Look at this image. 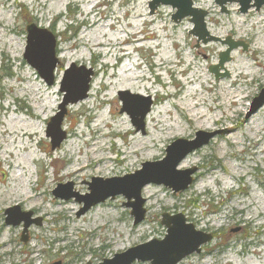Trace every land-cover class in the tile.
Listing matches in <instances>:
<instances>
[{
	"label": "rangeland",
	"instance_id": "obj_1",
	"mask_svg": "<svg viewBox=\"0 0 264 264\" xmlns=\"http://www.w3.org/2000/svg\"><path fill=\"white\" fill-rule=\"evenodd\" d=\"M89 1L10 0L4 5L5 0H0V18L3 19L2 27L5 26L2 30L12 32L0 38L4 42L12 40L7 53L0 48V193L3 197L0 206V239L4 238L5 245L0 249V264H100L102 259H111L114 253L134 245L154 238L163 239L166 232V227L160 223L163 213H181L195 229L213 235V239L203 244L198 254L187 255L177 264H225L231 259H236L238 264H264V232L257 231L253 225L248 226L243 221L252 215L251 210L254 208L245 209L251 202V190H256L263 197L264 189V103L255 112L249 113L253 100L264 89V79H260L264 72L253 64L255 34L260 35L259 25L263 24L264 27V5L259 11L251 8L247 13H239L237 4L231 3L226 5L225 13L214 0H193L195 7L208 11L205 21L211 35L219 39L231 37L232 40L246 44L245 50L241 47L232 50L230 61L225 62L224 69L219 70L220 74L226 71L228 76L215 79L208 69L210 65L218 64V55L226 46L221 42L197 43L196 38L188 32L192 24L186 19L176 24L172 22L171 15L175 11L169 6H159L150 15L149 0H93L95 5L87 12ZM9 9L11 13L7 15ZM92 21L94 25H91ZM255 21L259 24H255ZM108 23L111 26L105 25ZM29 24L49 28L57 36L55 49L56 58H59L53 70L54 82L50 86L23 58L27 45L26 26ZM103 25L106 26V37H101V40L108 43L107 37L114 36L112 42L118 44V50L113 54L106 47L91 45L94 42L92 36H99ZM122 28L125 31L120 34ZM258 57L264 63V54ZM131 59H135L136 65L129 62ZM236 60H244L251 72H258V82L252 85L240 82L243 85L230 86L237 74ZM103 63L109 64V74H116L114 78H109L113 82L111 86L108 85L107 76L100 83L99 68ZM72 66L76 68L73 70L81 69L79 73L93 70L90 84L93 80L96 83L92 93L87 94L88 101H83V98L66 107L61 122V130H64L66 137L59 147L51 150L49 138L45 136L46 123L57 111L64 94L60 92V83L65 72ZM124 66L128 68L123 71L121 69ZM198 69H202L201 73L206 78L205 81L201 80L203 82L194 79L199 76ZM25 74L29 76L26 78ZM140 75L147 79H136L139 82L135 81L136 84L131 87L133 90L127 89L126 85L120 88L115 84L116 81L119 83ZM34 83L41 88L39 97L34 98L25 91H19L28 89V85ZM208 85L214 87V95L224 102V108H231L229 112L238 106L233 108L228 105L226 91L241 93L240 97L244 91L249 93L240 104V111L235 110L226 124H241L240 119L247 116V113L252 116L257 112V116L244 127L242 124L238 126L234 134L216 125L208 126L209 121H202L200 126L191 128V122H186L180 114H190L185 106L190 101H196V98L197 106L194 109L200 107L207 112V102L200 100V97H208L205 91ZM125 91L129 94L123 97L128 99L136 114L146 105L147 97L152 100L150 109H154V112L148 121L144 118V134L138 130L136 135H124L126 128L135 131L129 115L120 111L122 102L119 100V92ZM188 91L193 93L188 96ZM50 92V96L43 99L42 94ZM136 94L142 98L135 97ZM41 103H46V107L38 114L41 109L36 110L35 106L39 107ZM162 107L166 111L158 113ZM74 111L77 113L75 117ZM35 114L38 119L33 118ZM110 115L125 121L119 128L120 133L98 137V134L90 132L98 123L103 133H107V117ZM207 115L218 117L220 111L215 110ZM157 119L163 121L155 130L152 128V120ZM22 131L32 132L31 139L19 138L18 134ZM197 132L216 134L203 146L184 156L186 163L183 167L179 164L176 167L180 171L195 167L192 184L184 191L175 193L163 184H146L155 186L149 193H156L158 198H147L143 186L140 196L144 199L142 206L145 218L141 223L133 225L131 209L125 206L127 199L122 194L98 203L107 204L108 207L104 208L108 211L116 210L114 215L94 220L89 213L94 205L88 208V213L83 215L85 217L75 219L83 203L78 202L74 194L90 192L88 186L93 183V177L104 180L140 170L143 162L161 160L166 155L164 149L173 140H192L196 138ZM224 134L231 135L230 139L225 137L224 140H217V137ZM149 136L156 138V147L150 150L147 141ZM134 138L139 141L135 142ZM254 141L255 144L252 143ZM134 144L137 152L133 154L131 147ZM90 149L104 157L106 162L99 163L97 167H86L76 175L74 181L61 176L70 165L82 161L86 166ZM118 149L122 153L132 151L129 154L131 158L128 161L117 160L115 151ZM197 151L201 152L202 157L194 155ZM195 162L203 164L201 171L207 173L203 182L208 188H197L194 185L200 172ZM111 166H116L114 171L108 168ZM231 166L236 173L242 174L243 171L244 179L238 176L226 178V172L232 169ZM215 177L229 179V187L223 189L214 181ZM60 184H70V189L65 187L62 190L65 194L70 192L66 199L52 194ZM97 187L105 190L112 186ZM174 203L179 206L188 204L189 208H173ZM57 204H62L60 206L63 209L59 208L62 211L56 210ZM14 205L22 213L31 212L37 206L41 211L49 212V216L42 220L41 212L33 210L29 218L39 219L40 223L30 225L23 234L22 222L13 225L5 223L6 218L11 216L5 210ZM239 207H244V210L238 214L236 208ZM12 215V219L20 218L18 213ZM22 237L26 238L25 242L21 240ZM133 264L150 263L145 261Z\"/></svg>",
	"mask_w": 264,
	"mask_h": 264
},
{
	"label": "water",
	"instance_id": "obj_2",
	"mask_svg": "<svg viewBox=\"0 0 264 264\" xmlns=\"http://www.w3.org/2000/svg\"><path fill=\"white\" fill-rule=\"evenodd\" d=\"M148 9L150 15L154 14V11L159 6H169L173 11L171 15V21L179 23L181 20L186 19L192 24L191 29L188 31L192 36L196 38V42L202 44H208L209 42H221L226 46L223 51H220L218 55V64L210 65L208 72L214 74L215 79L228 76L225 71L219 73V70L224 69L225 62L230 61L231 51L241 47L246 49V44L242 41L232 40L231 37H225L219 39L210 34L207 31L205 18L208 15V11L200 7H195L192 0H149ZM214 3L219 6L222 12L227 13L226 5L236 3L239 13H247L251 8L255 11H259L261 6L264 5V0H214ZM27 29V45L25 53L23 55L24 60L39 74L42 80L50 86L53 81L54 69L58 63L56 58V45L57 38L49 28H41L34 24L26 26ZM71 69L65 72L64 77L60 83V92H64L60 104L57 106V111L51 116L46 123L45 136L49 138V146L51 150L59 147L63 142L66 135L64 130H61V122L66 114V107L69 104L77 103L83 100L87 96L90 77L93 70L87 69L83 73H79L81 69ZM264 89L260 91V95L253 100V106L250 109V113L255 112L257 108L264 103ZM129 94V92H119V100L122 102L120 111L129 115L130 121L135 127V131H141L144 133L145 120L144 118L150 111L152 105L151 98L147 97V103L144 107L140 108L136 114L133 110L128 99L123 95ZM141 97L136 94L135 97ZM142 98V97H141ZM213 133L197 132L196 138L192 140L175 139L166 146L164 152L166 155L157 161L143 162L140 170H136L133 173H129L125 176L108 177L102 180V178H92L93 183H89V190L87 194L80 195L74 194L79 202L83 203L78 214L88 210L89 207L103 202L109 197L122 194L127 199L125 206L131 209L130 215L133 218V225H137L145 218V209L143 208L144 199L140 196V192L143 186L148 183H155L158 185H164L171 189L172 193L184 191L189 185L192 184L193 175L195 173V167L184 169L183 171L177 170L176 167L184 156L193 152V149L203 146L207 143L213 135ZM97 185H111L105 190H99ZM117 185L118 187L116 188ZM68 185H58L52 192L54 197H60L66 199L70 196L69 193H63L62 190ZM70 189V188H69ZM5 213L9 215L18 213L20 218H13L10 216L6 218V224H23L22 233L26 232L27 228L31 224H39V219L31 220L29 217L31 212H19L17 205L12 206L5 210ZM160 221L161 225L166 227V232L163 239L154 238L149 241H145L141 244L134 245L127 248L122 252L114 253L111 259H103L100 264H133L134 261L144 263L148 261L150 264H177L179 261L187 257L192 253L200 252L201 246L208 243L213 238V235L209 232L204 233L199 229H195L192 223L186 220V217L181 213L174 215H168L163 213ZM26 238H21L25 242Z\"/></svg>",
	"mask_w": 264,
	"mask_h": 264
},
{
	"label": "bare ground",
	"instance_id": "obj_3",
	"mask_svg": "<svg viewBox=\"0 0 264 264\" xmlns=\"http://www.w3.org/2000/svg\"><path fill=\"white\" fill-rule=\"evenodd\" d=\"M9 1L10 0H5L4 5L7 4ZM34 1L37 2L39 0H34ZM94 5L95 4L93 3V0H90L89 3L86 6L87 12H89V9H91V7H93ZM10 13H11V9H9L8 12H6L7 15H10ZM257 20H260V18H257ZM2 22H3V19L0 18V30H2L5 27V26L2 27L3 26ZM94 24H95V22L92 21L91 25H94ZM255 24H259V22L255 21ZM105 25L111 26L109 23L105 24ZM105 28H106V26H104V25L101 26V28L99 30V33H100L99 36L98 35H93L92 36V37H94V42H92L91 45L95 46V47H101V48L102 47H106L108 49V52L113 54V53H115L118 50V48H117L118 44L112 42L113 39L115 40L114 36H108L107 37L108 43L103 41V40H101V37L105 36V33H104V29ZM258 29L260 30L259 31L260 35L258 36V34H255V36H256L255 37L256 44H255L254 49H253V54H255V57H253V61H254L253 64L258 66V67H260L261 70L264 72V63L260 59V57H258L259 55H263L264 54V27H263V24L259 25ZM2 31H0V38L1 39L4 38L5 35L7 36L9 33H12L11 31H8V32L5 31L6 32V34H5V32L4 31L2 32ZM123 31H125V30H123V28H122V30H120L119 33L121 34V32L123 33ZM127 39L129 40V38H126L125 40H127ZM11 44H12V40L11 41L8 40V41H5V42L4 41H0L1 51L4 52V53L5 52L7 53L8 49L11 48V46H9ZM59 55H61V53ZM58 58L59 57H57V59ZM61 58H63V57H61ZM129 62L131 64H133V65H136L135 59H131V61H129ZM235 62H236L235 63V71H236L237 74L232 79L230 86L236 85V84L252 85V84H254V82L255 83L258 82V80H259L257 78V76H259L258 72H256V71L251 72L250 71V66L246 62H244V60H236ZM158 65H160V64H158ZM108 67H109L108 63H103V65H101V67L99 68V73L101 74L100 83H102L103 82V78L105 76H107L106 79L108 81V85L111 86L113 84V82H110L109 78H114L116 76V74L115 73L109 74L108 73V70H109ZM127 68H128L127 66H124V67H122L121 70L124 71ZM197 71L199 73V76L197 78H194V79L195 80H200V82L205 81L206 78L201 73L202 69H198ZM25 76L27 78L29 76V74H25ZM261 78L264 79V73H262V75L260 76V79ZM136 79H139V81H146L147 78H145L143 75H140V76H135V77H133L131 79H125L124 81L119 82V83H118V81H116L115 84L118 87H120V88H123L122 86L126 85L127 89L133 90V88H131V87H133V85H135L136 83L139 82V81H136ZM201 80H203V81H201ZM135 81H136V83H135ZM240 82H242L243 84L240 83ZM95 83H96L95 80H93L91 82V84L89 86V90H88L89 91L88 95H90L92 93V91H93L92 89L95 86ZM213 88L214 87L212 85L211 86H209V85L206 86L205 91L208 94L207 95L208 97L207 98H204V96L200 97L201 98L200 100H202L203 102H207V104L205 105V107H207V109H206L207 112H204L203 110H201L200 107H198V110L194 109L195 106H197V98H196L195 99L196 101H194V102L190 101L189 104L185 106V108L190 112V114H188L186 112L180 114L183 118L186 119V122H191V128L200 126V123H202V121H204L205 123H207V121H209L208 126L216 125V126H218V128H223L226 131L232 132V134H234L233 132H235L238 129V126H240L242 124V126L244 127L245 124L250 123V121H252L253 118L257 116L256 115L257 112L255 113V115H252V116L251 115L248 116V113H247V116L244 115L243 119H240V123L241 124H238V123L226 124V121H228V120H230L232 118V115H233L235 110L236 111H238V110L240 111L239 106L243 102L244 98L249 95V93H248V91H244L242 93L243 96L240 97L239 94H241V93H237L236 91L232 92L230 90L226 91V95H227V99L226 100L228 101V105L232 106L233 108L235 106H238L237 109H235L234 111H230L229 112V110L231 108L229 110H226L224 108V102L223 103L221 102V99L219 98V96H215L214 95V92H213L214 89ZM40 89H41L40 86L37 83H34L31 86L28 85V89L23 88V89H20L19 91L20 92L21 91H25V92L29 93L30 96L32 95L34 98H36V97H39V95H41L39 93ZM193 91H196V90L193 89ZM191 93H193V92L192 91H188V96H190ZM50 94H51V92L50 93H43L42 94L43 95V99H47L50 96ZM88 98H89V96L84 98L83 101H88L87 100ZM41 101L43 102V100H41ZM45 105H46V103H41L39 107L35 106L36 110H40L41 109V111L38 112V114H40L43 111V109L46 107ZM5 110H7V109H5ZM215 110L220 111V115L218 117H211V116L207 115V113L215 111ZM162 111L165 112L166 108L162 107V110L158 109V113H160ZM153 112H154V109H152L150 112H148V115L146 116V120L147 121H148V117ZM73 113H74L73 117H75V115L77 116V113H75V111ZM33 118L34 119H38V115L35 114ZM157 120L156 121L152 120L153 121L152 128H154L155 130L158 129L159 125L161 124V121H163V120H158V121ZM124 124H125V121H123L122 118H120V117H112L110 115L109 117H107V124H106V126L108 127V132L107 133H103L101 127L98 126V123L96 124L97 127L95 129L91 128L90 132L92 134H98L99 135L98 137H106V136L111 135L112 133L113 134L120 133L121 131H120L119 128L121 127V125H124ZM206 128H208V127L206 126ZM127 134L133 136V135L138 134V132L134 131V130H131L129 128H126L124 130V135H127ZM32 135H33L32 132L29 133L27 131H22V132H20V134H18V137L19 138L27 137V138L31 139ZM225 137L230 139L231 135L230 136L229 135L226 136L225 134L221 135V136L217 137L218 138L217 140H220V141L224 140ZM136 138H138V137H136ZM148 138L149 139L147 141L150 143L149 144V150L152 149V148H155L156 147V141H155L156 138L154 136H149ZM134 140H135V142L139 141V140H137L135 138H134ZM251 140H254V138L251 139ZM252 143L255 144V141L252 142ZM139 146H141V145H139ZM131 149H133L134 152L128 151L126 153H122L120 149L115 151V153L118 155L117 160L125 161V159H126V161H128L129 158H131V157H129L130 156L129 155L130 152H132L133 154L135 152H137V147L135 148V144L131 147ZM88 152L90 153V157H89V160H88V163L86 164V166L84 165V162L80 161L81 163L75 164L73 166L70 165L68 171H65L61 176H64V177L67 176V177L71 178L72 181H74L76 179V175L80 171L85 169L86 167H97V165L99 163L106 162L104 157H100L99 155H96L95 151H93L92 149L88 150ZM200 153H201L200 151H197V152H194V155L202 157V154H200ZM124 154H126V156L122 157V155H124ZM152 154H154V152H152ZM231 155L233 157V154H231ZM185 163H186L185 158H183L180 161L179 166L183 167V165H185ZM195 163H196L195 166H197V168L199 169L200 172H199V178H197L196 183H194V185L197 188H200V187L208 188V185L205 182H203V178L205 177V174H207L206 171H204V174H203V171H201L204 168L203 164H201V163L198 164V162H195ZM108 168L110 170L114 171L116 166H111V167H108ZM231 168L232 169L229 168L230 170L228 172H226V174L228 175V177H226V178L231 179L232 177H237L238 176V178L244 179L245 175L243 174V171H242V174H239V173H236L235 170H233L234 169L233 166H231ZM211 169L212 168H210L209 170H211ZM17 172H20V170H17ZM226 178L225 179H220L218 177H215L214 181H216L223 189H227L229 187V185H228L229 183H228L227 180H229V179H226ZM22 184H24V182H22ZM154 188H155V186L153 184L144 186L143 191L145 192V195H147V198L148 197L149 198H152V197L158 198L159 197L158 195H156V193H152V194L149 193ZM251 191H252V195L250 197V201L251 202H249L246 205L245 209H247L249 207H252V206L254 208H252V210H251L252 215H250V217H248V218L243 219V221H245L248 224V226L253 225L257 231H261L262 230L264 232V189H263V192H262L263 193V197L256 190L252 189ZM1 195H2V193H0V206L3 203V197ZM27 198H29V197H27ZM60 205H62V204H60ZM60 205L57 204L58 207L56 208V210L59 211V212L62 211L61 209H63ZM105 206L108 207L107 204H104V205H99L98 204L94 208H92L89 211L92 219L99 220V218H104L105 216H109L110 217V215H112V214L114 215L113 212L117 213L116 210H112V209L109 210V211L106 210V208H104ZM190 206H193V204H190ZM60 207H61V209H59ZM172 207L173 208L174 207L175 208L182 207L183 209H187V208H189V205L188 204H184V206H181V205L179 206V205H177V203H174V204H172ZM37 209L41 212L40 219H42V220L44 219L45 220V218L47 216H49V212L41 211L40 208H37V206H34V209H31V212L33 210H37ZM236 209L238 210L237 213L239 214L240 212H243L244 207H239V209L238 208H236ZM79 211L77 212L75 219L80 218V217H85L83 215L88 213V210H87V211H85L83 213H80L82 215L79 216V214H78ZM43 240H46V238H43ZM262 244H264V243H262ZM3 246H5L4 245V238L0 239V249H2ZM260 253H261V251H260ZM225 264H238V263H237L236 259H231L229 262H226ZM244 264H246V263H244Z\"/></svg>",
	"mask_w": 264,
	"mask_h": 264
}]
</instances>
